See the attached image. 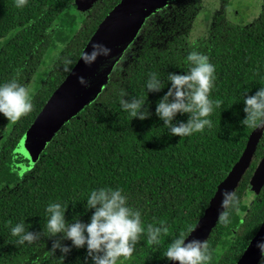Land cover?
I'll return each mask as SVG.
<instances>
[{
    "label": "trees",
    "instance_id": "1",
    "mask_svg": "<svg viewBox=\"0 0 264 264\" xmlns=\"http://www.w3.org/2000/svg\"><path fill=\"white\" fill-rule=\"evenodd\" d=\"M74 1L28 0L27 6L17 8L15 0H0V85L14 78L24 85L29 74L25 76V71L36 68V62L48 54L59 57L28 116L11 125L0 113V138L12 126L6 141L0 142V264H93L87 247L76 249L70 240L62 241L72 249L67 256L59 250L53 255V239L59 237L50 238L46 232L33 244L19 245L11 227L23 222L29 231L44 232L46 208L57 202L68 208V223L77 218L90 223L94 209H87V199L100 188L123 189L128 205L141 212L145 228L160 226L161 221L169 228L160 245H148L143 236L132 258L122 264H168L167 246L180 231L195 227L218 185L248 147L250 135L258 130L244 127L241 121L246 118L245 94L255 95L264 87V0L250 22L232 17L228 0H222L206 35L195 41L191 33L205 0H173L151 15L98 99L66 123L34 168L18 177L9 155L68 75L63 71L64 59L72 61L71 68L75 65L100 22L120 0H99L86 19L74 10ZM191 51L208 56L215 66L210 98L223 104L209 117L212 129L182 139L170 135L156 108L171 87L167 75L187 74ZM151 73L164 85L158 93L146 89ZM133 97L144 101L148 119H133L122 110L121 99ZM188 118L178 114L173 123H187ZM259 130L262 136L251 164L235 190L240 199L264 154V128ZM263 220L264 187L245 220L238 221L233 213L229 225L217 222L207 239L211 264H236Z\"/></svg>",
    "mask_w": 264,
    "mask_h": 264
},
{
    "label": "clouds",
    "instance_id": "2",
    "mask_svg": "<svg viewBox=\"0 0 264 264\" xmlns=\"http://www.w3.org/2000/svg\"><path fill=\"white\" fill-rule=\"evenodd\" d=\"M28 0H15L17 8L27 6ZM111 56V49L101 43L92 45L90 52H84L81 59L91 66L99 57ZM191 65L186 75L170 73L167 75L171 87L157 103L156 115L164 122L170 135L191 137L213 128V121L209 118L215 110L220 108L223 101L211 99L215 88V66L210 63L209 57L197 51H191L187 56ZM72 61L64 59L63 71L71 74ZM18 75V74H17ZM146 89L148 92L158 93L164 85L155 73L149 74ZM78 82L89 87L84 77H78ZM126 96V94L122 93ZM243 111L246 118L241 124L246 128H264V87L255 95H246L243 98ZM121 108L133 119L141 121L148 119L150 113L145 109L141 98L133 97L130 101L121 99ZM34 110L33 98L29 87L12 79L0 85V113L10 122L16 123L28 116ZM178 114H187V123L173 121ZM181 139V140H182ZM241 200L235 190L225 189L222 193L221 209L218 223L225 226L231 223L233 213L239 214ZM87 209H94L90 223H83L78 218L68 223L65 213L68 208L61 203H49L46 208L48 220L44 232H32L26 229L23 222L11 227V235L17 238L19 245L33 244L49 234L53 239L51 253L57 250L67 256L71 248L63 244V240H70L76 249L87 247V256L93 264H122L123 260L132 258L137 244L146 235L148 245H160L162 236L169 233L164 221L160 226L153 224L145 228L141 212L128 205V199L123 189L100 188L91 191L86 204ZM11 224V221H9ZM194 229L188 226L179 232L173 242L167 246L164 256L177 264H211L212 251L207 240L188 239V234ZM187 241V243H186ZM256 248L261 254L264 264V239L256 241ZM63 259V258H61Z\"/></svg>",
    "mask_w": 264,
    "mask_h": 264
},
{
    "label": "water",
    "instance_id": "3",
    "mask_svg": "<svg viewBox=\"0 0 264 264\" xmlns=\"http://www.w3.org/2000/svg\"><path fill=\"white\" fill-rule=\"evenodd\" d=\"M99 0H75L74 10L85 19ZM173 0H120L100 22L98 28L83 48L71 74L65 77L55 89L33 122L22 135L9 155L12 172L18 177L34 168L41 153L56 134L72 118L77 117L102 93L109 76L123 54L138 36L145 21ZM101 43L111 49V56L99 57L91 66L81 59L84 52H90L92 45ZM84 77L89 87L78 82ZM262 136L261 130L254 131L249 137V145L231 171L217 187L203 216L198 220L188 239L205 241L218 222L221 209L222 193L225 189L236 190L243 175L249 168L256 144ZM264 187V154L260 159L242 197L238 221H243L253 203ZM264 239V220L249 242L236 264H259L261 254L256 248V241ZM187 243V241H186ZM168 264H177L170 261Z\"/></svg>",
    "mask_w": 264,
    "mask_h": 264
},
{
    "label": "flooded vegetation",
    "instance_id": "4",
    "mask_svg": "<svg viewBox=\"0 0 264 264\" xmlns=\"http://www.w3.org/2000/svg\"><path fill=\"white\" fill-rule=\"evenodd\" d=\"M216 1L218 2V6L220 7V5L222 3V0H216ZM262 1L263 0H260L259 5H257L258 10H257V13L254 16H257L258 12H260ZM228 3L230 4V8H229L228 13L232 17L234 15L236 18H238L239 17V13H242V10L244 9L243 4L245 3V0H228ZM244 11H246V13H243L244 18L242 17L240 20L241 21L246 20V21L250 22L251 20L248 19L249 18L250 9L247 8ZM89 14H88V16H89ZM58 60H59V57L57 55H55V54H52L50 64L48 63V59H44L43 58V60H39L38 62H36V68L34 67L35 68V69L33 68L34 70L33 69H29V70L25 71L26 72L25 76L28 73L29 74L25 77V84L24 85L29 87L30 93L32 95L34 103H36V101L39 102L40 97H38V94H39L40 90L43 87L44 81L46 80L48 75L51 73L52 69L54 68V65L56 64V62ZM40 75L42 77V80L39 79ZM17 123L18 122L11 123V125L17 124ZM11 125H9V127L7 128L8 130L5 131V134H3L1 136L0 142H2L4 140L6 141V137L10 134V132L12 130V126ZM259 264H262V258H261Z\"/></svg>",
    "mask_w": 264,
    "mask_h": 264
},
{
    "label": "rangeland",
    "instance_id": "5",
    "mask_svg": "<svg viewBox=\"0 0 264 264\" xmlns=\"http://www.w3.org/2000/svg\"><path fill=\"white\" fill-rule=\"evenodd\" d=\"M259 2L260 0H245V3L243 4L244 9L242 10V13H239V17L236 19H241L242 17L244 18L243 13H246L244 10L249 8L250 13L248 19L252 20L255 17L254 15L257 13V5H259ZM218 7V2L216 0H205L204 7L197 17L194 29L191 33L192 41H195L206 35L212 14L218 9ZM51 57L52 54H49L44 59H48V63L50 64Z\"/></svg>",
    "mask_w": 264,
    "mask_h": 264
}]
</instances>
